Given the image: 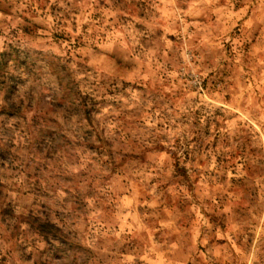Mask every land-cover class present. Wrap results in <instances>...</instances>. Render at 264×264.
<instances>
[{"label": "rangeland", "instance_id": "rangeland-1", "mask_svg": "<svg viewBox=\"0 0 264 264\" xmlns=\"http://www.w3.org/2000/svg\"><path fill=\"white\" fill-rule=\"evenodd\" d=\"M0 264H264V0H0Z\"/></svg>", "mask_w": 264, "mask_h": 264}]
</instances>
